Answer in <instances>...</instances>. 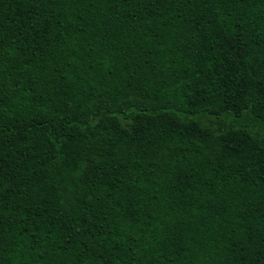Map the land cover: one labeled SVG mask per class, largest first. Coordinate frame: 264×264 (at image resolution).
Instances as JSON below:
<instances>
[{"label":"trees","instance_id":"obj_1","mask_svg":"<svg viewBox=\"0 0 264 264\" xmlns=\"http://www.w3.org/2000/svg\"><path fill=\"white\" fill-rule=\"evenodd\" d=\"M0 264H264V0H0Z\"/></svg>","mask_w":264,"mask_h":264},{"label":"rangeland","instance_id":"obj_2","mask_svg":"<svg viewBox=\"0 0 264 264\" xmlns=\"http://www.w3.org/2000/svg\"><path fill=\"white\" fill-rule=\"evenodd\" d=\"M256 128H254V130H255Z\"/></svg>","mask_w":264,"mask_h":264}]
</instances>
